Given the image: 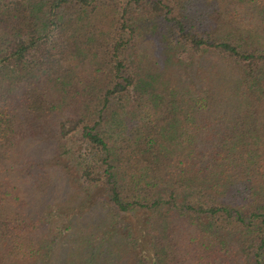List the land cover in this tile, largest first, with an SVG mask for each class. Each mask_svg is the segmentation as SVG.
<instances>
[{
	"label": "trees",
	"instance_id": "1",
	"mask_svg": "<svg viewBox=\"0 0 264 264\" xmlns=\"http://www.w3.org/2000/svg\"><path fill=\"white\" fill-rule=\"evenodd\" d=\"M0 264H264V0H0Z\"/></svg>",
	"mask_w": 264,
	"mask_h": 264
}]
</instances>
